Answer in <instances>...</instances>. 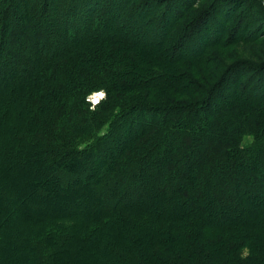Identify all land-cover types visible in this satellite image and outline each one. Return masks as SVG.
<instances>
[{"label":"trees","instance_id":"1","mask_svg":"<svg viewBox=\"0 0 264 264\" xmlns=\"http://www.w3.org/2000/svg\"><path fill=\"white\" fill-rule=\"evenodd\" d=\"M50 1L48 6L30 4L25 16L35 11L51 25L61 22L64 35L41 39L53 29L25 27L22 16L13 25L21 34L9 30L0 41V88L22 89L17 118L10 100L5 113L11 127L6 123L4 128L22 136L16 145L0 131V164L21 161L23 149H34L62 184L82 181L96 200L66 217L51 216L59 221L55 226L45 225L46 216L28 220L22 212L13 213L38 222L34 234L18 230L13 236L22 244L16 252L28 250L25 260L36 257L34 264H59L62 257V264H94L97 258L101 264H264V85L251 98L235 79L234 84L223 82L226 90L206 89L207 97L198 103H173L167 96L154 104L138 93L149 89L152 96L157 89L156 95L169 94L177 88L195 94L183 92L171 79L179 71L175 64L197 53L175 55L173 45L168 57L164 45L173 31L185 30L176 34L177 45L184 48L197 22L182 28L181 13L166 15L164 9L146 21L144 3L133 5L131 20L125 22L130 18L120 20L125 14L112 8L117 0H93V5ZM115 23L121 28L110 31ZM140 32L145 34L139 37ZM100 91L106 97L92 110L89 98ZM248 126L252 140L244 143ZM150 174L152 185L160 188L156 194H168L166 208L143 201ZM206 186L219 199L214 209L199 205ZM9 189L14 196L0 206L4 212L19 202L16 186ZM1 192L0 199L7 196L4 186ZM191 218V227L177 228L182 231L177 235L174 226ZM7 244L0 236V255Z\"/></svg>","mask_w":264,"mask_h":264},{"label":"rangeland","instance_id":"2","mask_svg":"<svg viewBox=\"0 0 264 264\" xmlns=\"http://www.w3.org/2000/svg\"><path fill=\"white\" fill-rule=\"evenodd\" d=\"M83 1L90 4L93 2V0ZM106 1L107 0H96L95 3L100 2L101 4ZM50 2V0H0V41L2 37L5 41L9 30L16 35L21 34L18 30L13 29V25L22 16L27 14V10L31 7L30 4L34 3L37 4V6L38 4L48 6ZM120 3H124L125 6H120ZM138 3L139 5H142L140 3H144L148 8L149 15L145 19L146 21L151 20V17L154 16L155 12L158 14L164 9V14L166 15L181 13L180 18H182V22L180 27L182 26V28L189 27L193 21L198 24L196 30L189 31L192 35H187V42H184L183 44L184 48L177 45L178 38L176 34L181 36L185 30L173 31L164 45V51L167 56L168 54L171 55V52H173V45V53L175 55H180L182 53L180 56H187L192 53H197L195 54V57L191 59H183L187 62H179L175 64L179 71H173L176 76L171 79L173 81L177 80L176 82L179 83L180 86L179 89L183 90V92L188 93L189 91L187 90L190 89L196 91L195 94L192 93L191 95H185V93L182 94L177 88H175V92L172 91L169 94L161 95H156L159 90L154 89L153 95L150 96L152 90L148 91L149 89H145L141 90V93H138L139 97L144 98L147 101L150 100L154 104H161L166 100L165 97L167 96H171L174 100L173 103H181L183 101H186V103L197 101L198 103L203 98L207 97L206 94L209 90L206 89L212 87L213 90H226L222 88L223 82L234 84L235 79L239 81L244 96L251 97L261 94V87L264 85V0H174L172 5L165 2L157 4L155 0H117L116 5L112 8H115V12L120 10L125 14L120 20L126 17L130 18L123 20L128 22V20H131V14H133L131 13L134 10L133 5H138ZM187 4L189 7H186ZM135 9L137 10L140 8L135 7ZM166 11L168 13H166ZM34 12L30 11V14H28L30 18L25 16V18L21 20V24L25 27L29 26L30 29H33L36 26L42 29H53L54 32L41 36V39H44L45 37L48 38L49 35L52 36L57 32L60 35L65 34L61 22L51 25L47 20L43 19L42 21V19L40 20V18L33 15ZM116 26L118 30L121 28L120 23H115V25L111 24L110 31ZM136 29L137 28L134 27L132 29L133 32H136ZM144 34L145 33L140 32L137 35L141 37V35L143 36ZM186 34H184V36ZM29 37L34 36H32V33H29L28 38ZM54 43L55 42H53V44ZM10 55L11 53L8 51L4 57L8 58ZM29 57L31 58V63L35 65L36 60L34 54H30ZM2 66L3 65L0 64V68H2ZM14 69L16 68H12L9 71ZM17 70L18 69L15 71ZM191 76H193V80L190 82L189 80H191ZM252 85L259 86V89H254V91H252ZM183 86L186 90H184ZM4 88L5 89H3L2 86L0 88V131L5 130L6 123L7 127H11L8 116L5 113L6 110H9L8 108L11 105L10 100L11 102L12 100L15 102L14 109L16 112L14 118H17L16 113H18V101L16 98L18 97L20 90H22L18 85L10 86L8 88L4 86ZM2 89L4 91H2ZM100 92L104 93L103 91ZM92 96H94V94L90 96V102L91 100H94ZM105 97L106 95L104 93V96L99 97L100 101ZM94 103H92L91 106L92 110L98 104H96V102ZM207 111V109H201L199 113ZM190 115L193 117L194 113H191ZM22 118L24 121H28L27 115H23ZM20 124H22V122ZM244 130H246L244 143H247L252 140L249 134L251 127H245ZM5 135L10 143L14 142L16 145H18L19 142V139L17 138L22 136L15 130H5ZM195 136L196 129L189 137L194 139ZM0 149L2 150V148ZM22 151L25 153L24 156L26 157L21 161H11V164H9L4 160L2 164H0V176L3 175V177L0 178V186H4L5 190L8 191L6 192L7 196H3V198L0 199V206L7 202L5 201L6 199L10 200L11 195L12 197L14 196L13 192L9 189V187L14 185L16 186V194L18 195L17 197L19 200L13 209L6 211L8 213L2 211V207L0 208V236L5 242L7 241L10 243L9 245H5L4 250H2L0 264H34L33 261H35L36 257L31 258V261L25 260L28 253H30L28 250L22 254L16 252L15 248L17 245L22 244L18 243L15 239L16 237H13L19 232L18 230H23L22 233L27 234H34L36 232L38 222L28 220H33L34 216H46L48 221L45 222V225L55 226L58 224H56V222L59 221H57L58 219H50L51 216L66 217L69 213H72V209L75 207H81L80 205H82V208L86 209L88 205H91L96 200V195L93 189H90L87 185H83L82 181H72L70 179L62 184L61 178L54 177V171H51L47 167L48 163L43 159L44 155L42 153L35 152L34 149H23ZM150 178L151 174L147 175L145 183L147 184L146 187H148L146 190L142 191L143 201H146L144 203L152 205L156 204L155 206L161 205V208H166L167 201L165 199L167 198L164 195L168 194L163 193L161 196L157 195L156 193L160 191V188L155 185L153 186ZM205 190V198L201 203L199 202V205L202 207L207 206L212 209L216 208V202L218 203L219 201L218 197L216 198V195L212 192L209 186H206ZM0 194L2 195V192ZM144 195L147 197L145 198ZM245 208L249 211L251 210L247 207ZM21 212L28 220L17 215ZM217 217L218 216L214 215V218ZM192 220L193 219L191 218L184 223L182 221L181 225H175V233L180 236L182 231H178V229L184 226L191 227V223H193ZM54 228L61 229V226L53 227V229ZM149 231L150 230H147L144 233H151ZM107 232L108 234L110 233V231ZM103 233H105V231L102 232V235ZM104 239H106V237H104ZM140 249L145 248L141 246ZM22 260L25 261L22 262ZM61 260L62 261L59 264H62L64 261L66 262V258L62 257ZM100 261L102 260L97 258L94 261V264H97L98 262L101 264ZM75 264H85V262L79 263L77 261Z\"/></svg>","mask_w":264,"mask_h":264},{"label":"water","instance_id":"3","mask_svg":"<svg viewBox=\"0 0 264 264\" xmlns=\"http://www.w3.org/2000/svg\"><path fill=\"white\" fill-rule=\"evenodd\" d=\"M102 96H104V93H100V92L96 93V94L93 96L94 101H96V103H99V102H100V98H99V97H102Z\"/></svg>","mask_w":264,"mask_h":264},{"label":"built area","instance_id":"4","mask_svg":"<svg viewBox=\"0 0 264 264\" xmlns=\"http://www.w3.org/2000/svg\"><path fill=\"white\" fill-rule=\"evenodd\" d=\"M95 94H96V93H94V95H95ZM92 98H93V96H92ZM91 102H92V103H94V102H96V101H94V100H91ZM94 104H95V103H94ZM96 104H97V103H96Z\"/></svg>","mask_w":264,"mask_h":264}]
</instances>
